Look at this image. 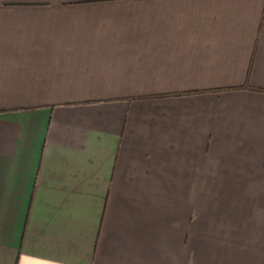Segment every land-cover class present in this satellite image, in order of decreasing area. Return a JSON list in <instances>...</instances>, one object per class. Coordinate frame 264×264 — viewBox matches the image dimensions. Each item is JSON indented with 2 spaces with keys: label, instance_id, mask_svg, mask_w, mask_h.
<instances>
[{
  "label": "crops",
  "instance_id": "0c3cea01",
  "mask_svg": "<svg viewBox=\"0 0 264 264\" xmlns=\"http://www.w3.org/2000/svg\"><path fill=\"white\" fill-rule=\"evenodd\" d=\"M0 264H264V0H0Z\"/></svg>",
  "mask_w": 264,
  "mask_h": 264
}]
</instances>
